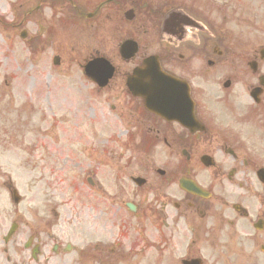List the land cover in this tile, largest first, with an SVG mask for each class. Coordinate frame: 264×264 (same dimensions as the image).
<instances>
[{
  "label": "flooded vegetation",
  "instance_id": "af4514ba",
  "mask_svg": "<svg viewBox=\"0 0 264 264\" xmlns=\"http://www.w3.org/2000/svg\"><path fill=\"white\" fill-rule=\"evenodd\" d=\"M97 1L96 25L80 32L78 77L110 104L124 136L98 139L76 163L81 191L93 192L95 212H108L82 222L77 247L56 242L52 252L75 250V264H219L227 239L242 240L253 218L264 217V45L231 41L225 25L208 26L186 0ZM172 10L175 20L165 26ZM148 15L153 27L142 21ZM125 40L138 43L125 51L130 58L121 55ZM152 55L186 94L188 86L189 113H152L129 89L133 70ZM94 58L112 65L104 87L83 73ZM101 141L125 152L100 149ZM1 174L0 264H47V199L39 215L35 188L19 180L24 192L16 199L15 185Z\"/></svg>",
  "mask_w": 264,
  "mask_h": 264
},
{
  "label": "rangeland",
  "instance_id": "374dc122",
  "mask_svg": "<svg viewBox=\"0 0 264 264\" xmlns=\"http://www.w3.org/2000/svg\"><path fill=\"white\" fill-rule=\"evenodd\" d=\"M209 1L220 10L215 9L209 14ZM148 2L154 1L148 0ZM194 2L197 8L207 11L205 13L212 22L223 23V17L226 15L229 20L227 26L232 30L234 39L235 36H242L240 32H246L245 37H250L251 43H264V0H194ZM225 2L231 4L224 7ZM16 3L17 0H0L1 20L8 21V24L9 22L15 23L22 19L23 14L30 7L37 8L32 14L27 15L25 21L12 29L5 28L0 22V155H6V157L0 156V159H5L4 161L0 160V164L3 171L13 173L18 164H21L19 156L32 153V147L36 149L34 153L47 154L46 161H41L40 164L47 165V201L53 202L49 204L50 208L54 205L58 206L60 219L58 218L59 225L56 229L60 233L64 226H70L66 225L68 219L71 218V225L77 221L78 214L91 218L90 203L83 205L85 198L79 201L77 194L73 191L71 177L61 178L59 170H55L53 176H49L48 172L51 166L64 165L67 162L66 155H69V152H65L61 146L55 145L62 138L68 139L69 143L73 141L72 133L77 126L76 123L78 124L77 128L88 127L89 119H85V111L92 105L91 99L87 97H91V95L87 89L83 88L84 90H82L78 83L80 75L78 63L82 58L79 51L81 44L78 39L70 38L75 35L76 38H79L80 32H74L76 28L74 23L69 29L61 27L56 37L52 36L49 25L48 30L43 31L42 29H46L47 23H58V18L52 11L54 8L50 10L47 0H29L26 9L20 10L13 9ZM68 8L69 10H67ZM65 10L67 11L65 18L69 19L71 23L73 17H71L70 5L65 7ZM116 16H122L118 9ZM151 20L153 19L147 16L142 21L146 23L147 27H153ZM70 23H65V25L69 26ZM25 29L28 33L27 39L22 40L20 34ZM6 34L10 35V41H7ZM41 34H43L42 40H40ZM30 36L33 37L28 40ZM38 37L39 39H37ZM51 37L56 40V43H64L61 46L64 50L63 62H66L63 73H68L73 79L60 75V69L57 70L53 66L52 55L56 51V47L55 43L50 44ZM18 45L19 47H17ZM26 47L29 48L28 51ZM17 50L20 51V61L15 55ZM17 106L20 108L19 111H24L26 114L18 113V116H15V114L9 113L10 108ZM100 106L98 107L100 108ZM33 109L35 113L32 116L31 127L24 131V139L19 138V134L23 130L18 132L13 128L16 125L15 117L19 119ZM44 130H47V137L45 135V138H42ZM8 132H11V135ZM83 138L90 140L86 132L83 133ZM23 140L26 142L21 145ZM87 140L83 141L85 145ZM46 144L47 149H45ZM13 156H17V158H13ZM39 175L43 176L44 173ZM49 217H52V221L57 222L56 215L49 214ZM50 264L62 263L58 257H54Z\"/></svg>",
  "mask_w": 264,
  "mask_h": 264
}]
</instances>
